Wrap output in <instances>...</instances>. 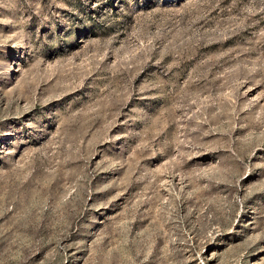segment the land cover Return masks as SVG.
I'll return each mask as SVG.
<instances>
[{
    "label": "rangeland",
    "instance_id": "1",
    "mask_svg": "<svg viewBox=\"0 0 264 264\" xmlns=\"http://www.w3.org/2000/svg\"><path fill=\"white\" fill-rule=\"evenodd\" d=\"M0 264H264V0H0Z\"/></svg>",
    "mask_w": 264,
    "mask_h": 264
}]
</instances>
